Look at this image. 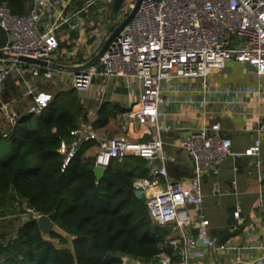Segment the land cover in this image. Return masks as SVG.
I'll list each match as a JSON object with an SVG mask.
<instances>
[{
    "label": "built area",
    "instance_id": "built-area-1",
    "mask_svg": "<svg viewBox=\"0 0 264 264\" xmlns=\"http://www.w3.org/2000/svg\"><path fill=\"white\" fill-rule=\"evenodd\" d=\"M114 1L32 0L24 14L13 12L6 2L0 1V26L6 34L0 51L60 64L54 57L69 58L73 50H82L85 40L93 37L84 46V58L71 63L78 64L98 51L137 0H123L112 20ZM124 3L130 9L119 17ZM66 38L72 45L62 49V39ZM233 60L252 67L257 86L211 82L209 74L225 69ZM55 67L38 63L25 67L17 57L0 56V113L10 130L19 115L14 102L4 98L7 83L13 81L28 97L27 112L39 113L53 97L52 91L42 85L54 79ZM98 77L100 83L95 81ZM70 85L80 91L84 107L88 99L82 95L86 96V91L88 98L96 93L102 99L109 88L123 85L136 94V99L120 113V127L128 134L129 125L139 123L146 126L142 136L148 137H100L93 126L80 123L73 130L72 139L62 140L58 150L66 153L67 162L82 142L95 139L98 142L95 165L107 167L112 158L121 161L127 155L144 157L150 163L160 162L150 164L149 176H138L133 181L134 189L145 197L153 221L172 226L164 242L170 251L162 250L155 259L164 264H190L192 259L203 257L205 250L192 232L198 221L197 236L206 248L225 251L231 264L255 262L243 254L258 247L264 249V242L237 245L233 238L218 241L212 236L210 220L202 210L200 176L218 168L228 155L256 156L255 164L261 166L264 112H257L253 143L240 150L232 148V139L222 133L220 121L208 117L215 116L223 105L230 113H244L247 94L264 95V0H141L136 13L113 37L98 62L72 70ZM183 106L200 113L203 124L175 121L173 115ZM93 119L92 116L91 123ZM10 130L2 135H8ZM166 132L181 134L180 146L195 171L190 178L169 177L167 161L176 160L177 154L166 150ZM259 178H264V169ZM214 190L220 191L219 183ZM261 197L264 208V188ZM23 206L26 207L24 203ZM26 209L33 211L36 218L42 214ZM234 214L232 231L245 223L239 203ZM130 259L123 257L125 263ZM257 259L258 264H264V253Z\"/></svg>",
    "mask_w": 264,
    "mask_h": 264
},
{
    "label": "trees",
    "instance_id": "trees-1",
    "mask_svg": "<svg viewBox=\"0 0 264 264\" xmlns=\"http://www.w3.org/2000/svg\"><path fill=\"white\" fill-rule=\"evenodd\" d=\"M0 1L13 12L24 14L32 0ZM92 38L85 40L82 50H73L69 59L81 61L84 46ZM5 40L0 26V47ZM69 42L62 39L61 46L71 47ZM15 90V83L8 82L4 98ZM52 93L51 101L39 113L15 108L19 115L16 125L8 135L0 133V219L6 222L0 230V264H137L154 260L162 250L170 251L164 242L172 226L155 223L145 197L135 194L134 179L150 173L146 158H112L98 180L94 156L86 155L98 145L91 139L82 142L66 162V153L58 148L62 140L72 139L85 107L78 89L71 85ZM127 108L118 101L104 100L92 126H106ZM6 146L10 147L8 154L3 152ZM180 169L171 165L170 173L180 176ZM23 203L50 214L56 227L69 237L56 227L47 230L46 236L33 211H27ZM23 211L28 217L15 225L12 218L18 219ZM124 256L136 262L125 263Z\"/></svg>",
    "mask_w": 264,
    "mask_h": 264
},
{
    "label": "crops",
    "instance_id": "crops-1",
    "mask_svg": "<svg viewBox=\"0 0 264 264\" xmlns=\"http://www.w3.org/2000/svg\"><path fill=\"white\" fill-rule=\"evenodd\" d=\"M63 48L65 47L62 46V49ZM63 58L64 62L59 61L60 64L73 65L67 63L76 61L66 58L65 56H63ZM54 72V79L50 82H53L59 87H65L68 85L67 83L70 84L71 69L55 67ZM254 74L251 66H248L242 61L233 60L229 62L225 69L210 73L209 79L212 83L217 85L246 84L257 86ZM67 77L68 79H66ZM65 79L68 80L67 83H64ZM95 81L100 83L101 78L98 77ZM15 87L19 89L16 83ZM11 94L12 92H10L8 99L14 102V107L16 109L20 108L22 102H28V97L24 96L20 89L17 95L10 96ZM97 95L98 94L95 93V96L87 101L81 123L92 126V116L94 118L96 117L99 106L106 99L118 101L125 107H129L130 103L136 99V94L123 85L116 88H109L103 94L102 99L97 98ZM246 98V109L244 113H230L227 111L226 106L223 105L218 107L221 111L217 112L215 116L211 115L208 117V120L215 118L220 121L222 133L231 137L232 148L236 150L245 149L253 143V138L256 136V131L253 128L258 118L257 112H264V95L262 96L258 92H253L247 94ZM25 106L24 110H26L27 104ZM183 107L184 108H182L179 113L173 115L175 121L197 126L203 124L204 119L200 113L191 110L190 107ZM120 113L119 116L115 118L119 123V127ZM0 116L3 115L0 113ZM5 121L8 123L6 119ZM112 121L113 120H111L109 124ZM109 124L100 128L94 127V129L100 137L125 136L142 139L143 137L146 138L149 136L148 134L142 136L146 126L140 125L139 123H131L129 125L128 134L125 133L121 127L119 130L109 127ZM180 139L181 134L178 132L164 133L166 150L173 154H177L176 160L167 161L169 177L174 180H184L195 174L193 164L189 161L188 156L180 146ZM261 139V153L259 155L261 160L260 167L255 164L256 156L247 155L244 157H235L228 155L218 168L204 171L200 176V188L203 195L202 210L210 220V232L212 236L216 237L218 241H226L227 239L233 238L234 243L237 245L264 242V208L263 199L261 197V190L264 188V178H259L261 169H264V131L261 132ZM97 147L98 145L92 147L94 151L91 155H89L92 149L90 148L86 152V155L95 157ZM147 162L149 168L152 163H160L159 161L150 163L148 160ZM171 165L181 168L180 170H182V173L180 176L170 173ZM216 183H219L220 191L214 190ZM237 203L241 205V214L245 217V223L242 226H237L236 229L232 231L230 226L233 225L236 220L234 210ZM200 246L205 250V255L192 259L190 264H220V262L231 264L228 263L225 251H215L211 247L206 248L205 246ZM263 253L264 249L258 247L255 250L253 249L251 253L245 252L243 256L245 258L255 259L253 264H258L257 258L263 255Z\"/></svg>",
    "mask_w": 264,
    "mask_h": 264
},
{
    "label": "water",
    "instance_id": "water-1",
    "mask_svg": "<svg viewBox=\"0 0 264 264\" xmlns=\"http://www.w3.org/2000/svg\"><path fill=\"white\" fill-rule=\"evenodd\" d=\"M140 1L141 0H137L135 6L128 13V15L124 19H122L115 27H113L112 31L107 36V38L104 40V42L102 43V45L98 49V51L93 56H91L89 59H86V60H84L78 64H73V65L56 64V63L49 62V61H47L45 59H41V58H35V57L23 55V54H12V53L11 54H9V53L5 54L2 51H0V56L17 57L20 60H23V65L25 67L30 66L31 63H38V64H42V65L57 66V67L69 68L71 70H76V69L84 68V67H87L89 65L95 64L98 62V60L100 59L101 55L103 54V52L105 51V49L107 48L108 44L113 39V37L125 26V24H127V22L136 13L138 6L140 4ZM122 2H123V0H115L114 1L113 13L111 14L112 20H114L117 17V11L120 8ZM110 27H112V25H110ZM105 171H106L105 166H101V165H95L94 166V173H95V176L98 180L102 178V176L105 174ZM135 194L138 197H141V191L139 189L135 190ZM37 221H38L39 226L42 230H51V229H55V227H56L55 222L51 219V216L48 213L40 214L37 217ZM198 224H199V222L197 221L195 223L194 228L192 229V232L196 235L197 243L199 245L205 246V243L202 241V239L199 236H197ZM130 263H135V260L130 259ZM137 264H164V263L161 259H155V260H151V261H139V262H137Z\"/></svg>",
    "mask_w": 264,
    "mask_h": 264
},
{
    "label": "rangeland",
    "instance_id": "rangeland-1",
    "mask_svg": "<svg viewBox=\"0 0 264 264\" xmlns=\"http://www.w3.org/2000/svg\"><path fill=\"white\" fill-rule=\"evenodd\" d=\"M129 9H130V7H129V5H128V3H124L123 4V6L121 7V9H120V12H119V17H122L123 15H125V13L126 12H128L129 11ZM101 42V41H100ZM55 59H58V61H62V62H64L63 60H64V58L62 57V55H60V56H57V57H54ZM67 64H71V62L70 63H67ZM66 79H68V77L66 78ZM65 79V81H64V83H67L68 82V80H66ZM45 85H42L44 88H47V89H49L50 91H53V89H57V88H60L59 86H56L53 82H46V83H44ZM68 85L67 86H69L70 84L69 83H67ZM18 91H19V89H16L15 91H12V94L10 95V96H12V95H17L18 94ZM79 93H80V91H79ZM87 94H88V91H86L85 92V95L86 96H84V94L82 95L84 98H86V99H90V98H88L87 97ZM80 95H81V93H80ZM28 102L27 101H24V102H22L21 104H20V107L22 108H24V107H26L25 105L27 104ZM36 118H37V115L35 114V115H33V120L34 121H36ZM109 127H111V128H115V129H119L120 130V127H119V123L116 121V119H113V121L109 124ZM0 130H2V131H0V133L2 134V132L3 131H7V130H10V128H9V125H8V123L5 121V117L4 116H0ZM11 131V130H10ZM108 135H110L109 133H107ZM93 151H94V148H92L91 150H90V152H89V155H91L92 153H93ZM3 152H4V154H8L9 152H10V147L9 146H6V148H5V150H3ZM15 214H16V212H15ZM14 213L13 214H11V216H13V215H15ZM28 217V214L27 213H25L24 211L20 214V215H18V219H13L12 218V222L16 225V224H19V222L20 221H22L23 219H25V218H27ZM6 222L4 221V219H0V230H4L5 229V224ZM15 226H8V228L9 229H13ZM58 230H60V232H62L64 235H66V236H68L69 237V235L67 234V233H65L63 230H61L60 228H58V227H56ZM45 235L46 236H49V233L47 232V230H45ZM54 241L55 242H57V244L58 245H61L59 242H58V239L57 238H55L54 239Z\"/></svg>",
    "mask_w": 264,
    "mask_h": 264
}]
</instances>
